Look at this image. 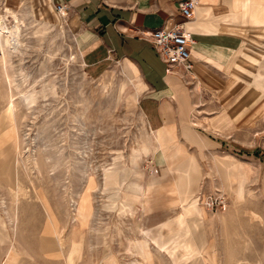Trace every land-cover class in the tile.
<instances>
[{
  "label": "rangeland",
  "instance_id": "rangeland-1",
  "mask_svg": "<svg viewBox=\"0 0 264 264\" xmlns=\"http://www.w3.org/2000/svg\"><path fill=\"white\" fill-rule=\"evenodd\" d=\"M22 1L16 8L0 2L2 13L6 8L14 11L23 43L21 50L10 58V85L1 75L0 61V116L6 109L4 97L12 91L19 135L18 184L22 194L17 200L14 190L0 180V223L8 233L0 240V262L14 244L29 253L25 260H31L26 264H106L113 259L117 264H128V259H134L130 263L134 264L136 258L127 255L130 240L142 239V231L146 230L149 235L146 238L156 248L159 227L180 213L177 204L181 203L172 193L176 187L175 170L189 160L198 168L194 174V200L204 213L196 220L204 241L203 250L214 257L205 235H216L224 254L237 251L243 263L264 264V115L245 131L209 135L217 146L205 148L201 153L194 144H186L188 152L178 141L174 126H170L173 139L159 149L150 142L151 132L138 110V95H134L135 99L128 100V94L118 99V89L127 79V72L119 70L120 62L109 63L108 71L101 77L90 72L82 66L68 25L69 15L66 13L62 24L46 22L56 20L60 13L53 3L43 5L35 13ZM5 14L7 23L13 25L11 14ZM70 23L74 24L71 20ZM261 73L264 75V67ZM128 91L135 93L132 85ZM25 94L33 95L34 100H22ZM138 147L145 148L139 159L143 184L157 183L149 187L146 196L150 209L135 207L132 213L120 215L118 206H107L108 192L99 189L100 173L117 160L122 167L130 168L131 151ZM220 157L237 161L244 172L240 196L221 178L216 166ZM160 168L167 173L164 178L159 174ZM89 175L96 180L95 187L94 182L86 181ZM161 180L172 182L167 185V192H153L149 198L152 191L163 189ZM238 184V179L233 180L232 189ZM84 190L90 193L93 209L88 224L81 229L72 218L73 199L77 200L78 193ZM119 192L121 196L122 190ZM170 196H174L176 206L169 205ZM220 199L225 201L222 208ZM194 219L193 215L188 222ZM162 232L168 236L175 233L164 226ZM58 237L64 242L61 249L48 245ZM175 237L173 246L178 244ZM200 238L196 232L194 239ZM72 242L80 244V253L71 255ZM235 244L239 245L237 250L233 248ZM168 247L156 249L166 251L171 260L168 264H174L176 260ZM193 256L195 263L202 261V253L188 254L186 259Z\"/></svg>",
  "mask_w": 264,
  "mask_h": 264
},
{
  "label": "crops",
  "instance_id": "crops-1",
  "mask_svg": "<svg viewBox=\"0 0 264 264\" xmlns=\"http://www.w3.org/2000/svg\"><path fill=\"white\" fill-rule=\"evenodd\" d=\"M180 1L51 0L54 6L65 4L68 7V25L82 66L101 77L108 71L109 63L119 61L121 72L126 64L137 76H132L136 82L133 94L138 95V110L147 129L155 131L167 127L172 132L168 143L174 134L170 126H174L177 139L186 150V144H194L201 153L205 148L217 146L209 135L245 131L264 115V75L261 73L264 67V0H195L188 18L180 13ZM5 2L11 8L20 4V0ZM174 24H182L191 41L192 70L186 75L179 71L165 72L164 62L143 36L152 29ZM160 171L167 174L163 169ZM241 175L243 178L242 170ZM170 183L162 181L163 189L152 191L149 198L153 192H167ZM193 189L195 191L196 183ZM173 197L168 201L170 206H176ZM148 203V199L135 201L131 207L138 209L142 204L148 210ZM196 206L199 205L196 203ZM142 234L148 235L146 230ZM160 234L165 233L161 231ZM205 236L211 244L206 242L211 248L209 251L214 253L211 262L195 263V256L186 259L183 250L178 251L176 262H172L248 264L241 261L237 251L224 254L216 235ZM147 239L153 264L171 262L166 251L155 249L150 238ZM237 246L233 248L237 250ZM127 255L141 261L137 252L128 250ZM128 260L130 264L134 259Z\"/></svg>",
  "mask_w": 264,
  "mask_h": 264
},
{
  "label": "bare ground",
  "instance_id": "bare-ground-1",
  "mask_svg": "<svg viewBox=\"0 0 264 264\" xmlns=\"http://www.w3.org/2000/svg\"><path fill=\"white\" fill-rule=\"evenodd\" d=\"M23 3H25L24 5L29 4L32 9H35L34 12L36 13L38 12L40 8L43 7V5L48 6L52 2L51 0H23L22 4ZM33 7H36V8H33ZM44 9H47V7L44 6ZM2 10L4 9L2 8ZM4 11L5 13H10L11 16L13 17L12 19H14V22H15L13 25H9L7 23V15L5 13H2L0 10V52H1L0 61H1V68H2L1 75L5 77L6 81L10 85L12 83L11 76L8 71L10 67L9 65L10 58H11V55L13 56L14 53L21 50L23 43L18 33V27L16 24L18 20H17V17L14 11L8 8H6V10ZM65 15H66V12H60L56 20L48 19L46 22L53 21L55 24H62L65 18ZM43 29H45V27ZM122 68L125 72H127V79L124 82V84L120 86L118 89V94H117L118 99L120 100V98H122L126 94H128V97H127L128 100L131 97H134L135 99L136 96H134L133 93H129L128 91L131 85L132 86L133 84L136 85V82L132 79L133 78L132 76H134L135 74L126 64H124ZM52 90L53 88L50 89V91ZM21 97H22V100L24 99L26 101H28V99L34 100L33 95L27 96L25 94ZM5 98H6L5 100L6 109H4L3 113L0 116V144L2 145V147H0V180L4 181L11 190H14L15 196L18 200L19 195L21 194V191L19 189L20 183L18 184V168H17L19 164L18 154H20V151H19V139H18L19 138L18 126H17L16 113L14 109L16 107V103H15V98L13 97L12 91L7 92L6 97H4V99ZM150 132H151V138H150L151 144L152 145L157 144L159 149H162L163 146L166 144V141L172 136L171 130H169L167 127H164V128H161L155 131L150 130ZM5 144L6 146L3 147ZM144 150H145L144 147H138V148L132 149L130 168L122 167L117 160L116 162H114L112 166L108 168H104L100 173L101 177H100V183H99L100 188L99 189H101L104 192H108L106 194L109 200V204H107V206L110 208H115L117 206V201L119 200L117 212L120 215L127 214L128 212L132 213L133 211V208L131 207L132 203L135 201L146 200L149 187L154 186L157 183V182H150V183L143 184L144 173L142 172L139 166V159L143 155ZM9 152L10 154H8ZM10 155L12 157H10ZM24 164H26V161L24 162ZM35 164L36 163H34V165ZM216 166L226 186H228L231 190H233V192L237 193L240 196L241 191H242V187L240 185H241V180L243 178L241 175V169H240V165L238 164V162L231 159L230 157H220L216 159ZM197 170L198 168L196 164L194 162L190 163L189 160L188 161L186 160L184 163L180 164L176 168L175 170L176 187L172 193L174 196H176L179 199L182 207H181L179 214H177L171 221H168L164 223L163 225L164 227H167V228L169 227V231L171 232L174 230L175 233L172 234L170 232L174 236L160 234V232L163 229V226H161L158 229V232H157L158 234L156 237L158 240L155 243L157 244L156 248L165 247V246L168 247V245L174 241L173 238H175V241H176L175 236H177L178 244H176L175 246L171 244L168 247L170 254L175 258V260H176V255L178 256L177 254L179 251L178 248H183L180 250H183L185 252V255L202 253L203 256H202V261L200 263L202 262L208 263V262H211L210 258L212 255L208 253V251L203 250L204 241L202 238L201 230H199V224H198L199 222L197 223L196 221L198 218H202L204 216L203 209L201 208L200 205L196 206V203L194 200L195 191L193 189V186L196 183L194 174L197 173ZM164 173L165 172L160 173V175L163 176ZM235 179H238L239 184L237 188L232 189L231 183ZM86 181L89 183L94 182V187L97 185V182L95 179L92 178V175H89ZM120 189L122 190L121 196L119 192ZM81 192L78 193L77 200L73 199L75 206H74V213L72 215V218L78 223L77 225L80 226L79 228L83 229L88 224L93 208H92L89 191L84 190V192L82 193ZM141 207H142V204H141ZM6 212L8 213V211ZM193 215L195 216V219L193 222L189 223L188 220ZM5 227L6 226L0 223V240H4L6 236L8 235L7 229ZM175 229H177V231ZM196 232H197V235L201 237L199 241L192 240L194 239V236H196ZM146 236H149V235H145L144 236L145 239L143 238V239H138L135 241L130 240L129 242V251H131L132 253L137 252L140 255V259H141V261L135 259L136 261L134 262V264H153L152 250L150 247V242L146 238ZM156 238H153V239H156ZM63 243H64L63 239L58 237L55 239V241L50 242L48 245L61 249L63 246ZM80 247L81 246L79 243L74 244L71 255H74L75 253H77L80 250ZM28 255L29 253L24 248H19L18 246L13 244L11 248L8 250V252L6 253V255L3 257L2 262L0 263L1 264H26L27 262L31 260V259L25 260L29 258ZM70 258L72 259V257ZM106 264H117V263L115 259H113L112 261Z\"/></svg>",
  "mask_w": 264,
  "mask_h": 264
},
{
  "label": "built area",
  "instance_id": "built-area-1",
  "mask_svg": "<svg viewBox=\"0 0 264 264\" xmlns=\"http://www.w3.org/2000/svg\"><path fill=\"white\" fill-rule=\"evenodd\" d=\"M2 0H0L1 2ZM5 3V0H3ZM195 0H182L179 3L180 13L188 18L191 17L192 9L195 7ZM59 12H67L65 4H56ZM143 36L152 44L160 59L165 64V72L179 71L186 75L192 70L191 43L188 31L182 24H174L171 27H159L143 33ZM223 204V205H221ZM221 208L225 201L220 199Z\"/></svg>",
  "mask_w": 264,
  "mask_h": 264
}]
</instances>
